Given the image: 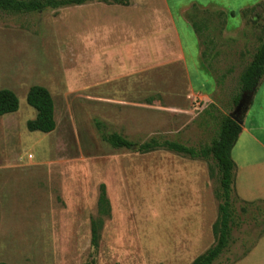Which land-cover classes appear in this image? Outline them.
Masks as SVG:
<instances>
[{
	"label": "rangeland",
	"instance_id": "374dc122",
	"mask_svg": "<svg viewBox=\"0 0 264 264\" xmlns=\"http://www.w3.org/2000/svg\"><path fill=\"white\" fill-rule=\"evenodd\" d=\"M255 1L133 0L123 9L98 0L26 13L0 10V89L19 99L16 112L0 117V264H190L215 245L221 188L214 161L165 149L113 148L97 122L105 133L135 142L210 144L222 116L235 113L239 76L264 41V0L242 10ZM155 10L174 19L187 66L155 61L143 42L124 47L120 17L149 23ZM171 39L172 30L165 40ZM34 85L53 96L50 133L27 129L37 115L27 103ZM258 112L255 119L264 114ZM246 137L236 144L239 159ZM102 183L112 212L94 249L91 223ZM238 194L234 189L232 238L214 264H234L264 233V200Z\"/></svg>",
	"mask_w": 264,
	"mask_h": 264
},
{
	"label": "trees",
	"instance_id": "16d2710c",
	"mask_svg": "<svg viewBox=\"0 0 264 264\" xmlns=\"http://www.w3.org/2000/svg\"><path fill=\"white\" fill-rule=\"evenodd\" d=\"M94 0H0V10L10 13H26L40 11L45 8H60L70 5H82ZM128 5L130 0H102ZM194 28L199 29L193 23ZM204 55V54H203ZM264 78V41L258 46L250 63L243 69L239 76V93L234 97V105L237 106L243 96L252 97ZM27 103L33 107L37 115L27 122V129L31 132L40 131L50 133L56 128L55 103L51 92L43 86L34 85L27 93ZM19 108L17 95L9 89H0V117L14 113ZM98 129L103 134V139L113 148L133 150L142 154L159 149H165L191 159H211L217 165L220 175V191L218 197L221 200L219 215L213 225V232L217 241L206 252L195 258L190 264H214L216 260L227 250L232 238L235 221V208L233 205V192L235 181V162L232 158L234 148L240 133L242 124L236 122L230 115H223L220 122L219 135L210 144L200 147L188 146L173 140H162L152 137L144 142H135L121 133L104 132V124L97 122ZM97 200V217L91 223V245L98 247L100 231L104 220L111 216L112 208L107 194L106 185H100Z\"/></svg>",
	"mask_w": 264,
	"mask_h": 264
},
{
	"label": "crops",
	"instance_id": "0c3cea01",
	"mask_svg": "<svg viewBox=\"0 0 264 264\" xmlns=\"http://www.w3.org/2000/svg\"><path fill=\"white\" fill-rule=\"evenodd\" d=\"M260 1L262 0H257L251 5L243 7L242 10L249 7H253ZM132 3L133 0H130L128 5H123L120 3L118 4H120V7L123 9H130L132 8ZM121 14L122 11L117 13V15ZM155 14L156 16L154 17V20L149 23L147 21L141 20L140 18L139 22H135L120 17V24H117V26L120 25V35H128L126 36L128 43H126L124 47L132 49L135 44L143 42L147 44V47L150 46L154 49L155 61L163 60L161 62L162 64L164 61L170 62L173 60H177L183 61L187 66V56L185 54L183 43L180 39V35L178 34L174 19L171 17L170 14H167L165 10H155ZM171 30L173 31V39H171L169 42H172L173 44L174 41V45L173 47L170 46L168 48V52L166 54H163V46L169 44V42L166 41L165 38L167 36L168 31ZM123 43L120 42V48L122 47ZM178 47L179 50L176 51ZM196 50L198 52L199 57L203 61V53L201 52L199 47L198 49L196 48ZM133 56L136 58L139 57L136 55ZM120 57L122 60H124L121 54V49ZM166 57H170L172 59H164ZM149 58L150 56L147 55L146 59L149 60ZM155 66H157V64H154L152 67ZM263 89L264 78L262 79L259 87L257 88L255 94L252 97L251 103L248 106V110L246 111L245 120L242 126V132L239 135V137L243 136V134L245 135V137L247 135L243 148L244 157L242 159L235 157V148L237 147V142L234 148L232 149V158L235 162L234 189L238 194L239 190L237 191L238 186L236 187V177L239 173L238 169H244L243 176H240L239 180L240 194H238V196L248 202L264 200V114L259 119L254 118L257 115L256 108L258 114L260 113L258 111L264 110V103L261 100L258 101L259 96L262 95ZM234 264H264V233L256 241V244L252 247V249H250L248 253H246L241 259L236 261Z\"/></svg>",
	"mask_w": 264,
	"mask_h": 264
},
{
	"label": "water",
	"instance_id": "95a60500",
	"mask_svg": "<svg viewBox=\"0 0 264 264\" xmlns=\"http://www.w3.org/2000/svg\"><path fill=\"white\" fill-rule=\"evenodd\" d=\"M248 103H249V98L247 96H243V98L237 105L235 113L230 115L239 124L243 123V117L248 108Z\"/></svg>",
	"mask_w": 264,
	"mask_h": 264
}]
</instances>
